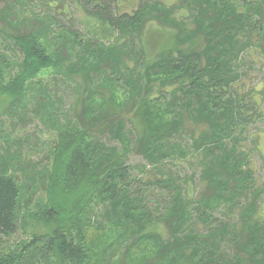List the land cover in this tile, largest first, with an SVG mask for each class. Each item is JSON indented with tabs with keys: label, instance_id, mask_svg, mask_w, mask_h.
<instances>
[{
	"label": "trees",
	"instance_id": "1",
	"mask_svg": "<svg viewBox=\"0 0 264 264\" xmlns=\"http://www.w3.org/2000/svg\"><path fill=\"white\" fill-rule=\"evenodd\" d=\"M125 1L0 0V102L10 116L33 103L54 136L34 170L0 135V242L36 223L0 264H264V190L243 148L264 115L254 88L240 93L241 63H264V0H138L124 12ZM152 23L174 34L156 53ZM51 68L75 84L68 109L34 85ZM130 153L154 180L133 178ZM196 157L199 192L166 170Z\"/></svg>",
	"mask_w": 264,
	"mask_h": 264
},
{
	"label": "rangeland",
	"instance_id": "2",
	"mask_svg": "<svg viewBox=\"0 0 264 264\" xmlns=\"http://www.w3.org/2000/svg\"><path fill=\"white\" fill-rule=\"evenodd\" d=\"M137 5L138 0H127L122 3L121 11L131 12L137 9ZM2 6L3 3L0 4V10L2 9ZM43 10L46 9L38 7L36 12L41 14ZM72 11L75 13V19H77L76 28L82 30L83 26L81 21L84 20L85 17L83 11L77 8L75 9V7ZM173 35V31L168 30L167 28H162L157 23L150 24L145 34V41L148 44L149 51L156 53L160 48L169 45ZM10 55H12V63L16 60V57L13 53H10ZM245 57L246 58L242 60L243 63L248 62L249 60L251 62L249 57ZM252 60L257 63V65L252 68L250 65H242L241 63V70L243 72L248 71L249 75L243 79L244 87L241 88L240 93H244L245 90L254 88L256 91L255 97L260 102L262 113L264 115V63L260 62L256 57H253ZM71 79L72 77L68 76H56L51 68L43 70L36 78L34 85L41 81L49 86L48 90L51 96L53 97L54 95L56 97H61L63 108L68 109L71 107L72 100L78 95L75 84ZM122 93V91L117 92L119 100L123 99ZM8 105L9 102L7 101L0 102V135L2 138H9L10 143L12 144L11 152H18L21 161H23L26 167L30 164L29 166L32 165V167L35 168L34 170H39L43 164H46L49 161L48 156L54 138L53 132L48 129L46 124L42 123L41 120L36 117L33 110V103L28 107V110L22 111L20 116H10L5 113ZM246 137L247 139L244 141L243 148L251 151V164L255 172L256 180L255 186L260 190H264V117L260 118L256 124L251 125L250 128H247V131L245 132V138ZM104 142H107V139H105ZM128 158L127 164L131 168L130 171L133 178L141 181H149L156 178L154 172L151 173L152 170L150 168H147L146 174L141 173L143 166L146 165V161L141 156L130 153ZM198 162L199 157L182 161H173L172 163L167 164L166 170H170L177 174L181 183H183L184 180H187L190 184V189L196 188L197 192H199L202 191L204 187L199 182L200 167ZM23 177V175L20 177V182L22 183L24 181V183L27 184V180L23 179ZM24 189L26 190L27 187ZM32 189L35 194L32 203L29 205V210L34 211L36 209L35 202L40 201L43 197V186L40 185V182H37L36 188L32 187L29 192H25V201L31 195L33 196ZM262 199L264 205V195L262 196ZM157 200H162V198L156 199L153 194L148 197V201L152 203L151 206H155ZM35 228L36 223L28 222V225L20 228L14 236L4 237L0 242V249L6 250L8 247L15 246L19 242L29 241L30 237L35 232ZM159 230L161 233L163 231V234L166 236L165 229L162 230L160 226ZM40 264H53V259H50L48 263L45 261L40 262Z\"/></svg>",
	"mask_w": 264,
	"mask_h": 264
}]
</instances>
